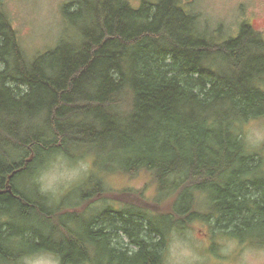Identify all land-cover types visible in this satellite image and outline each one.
Returning a JSON list of instances; mask_svg holds the SVG:
<instances>
[{
    "label": "trees",
    "instance_id": "16d2710c",
    "mask_svg": "<svg viewBox=\"0 0 264 264\" xmlns=\"http://www.w3.org/2000/svg\"><path fill=\"white\" fill-rule=\"evenodd\" d=\"M62 16L72 32L29 59L0 0V264L43 249L63 263L102 256L108 264H163L173 217H198L193 192L207 202L210 215L202 216L259 242L248 233L264 230L262 150L252 157L242 127L264 116L261 34L242 22L234 37H211L182 0H73ZM95 145L120 149L102 167L107 174L145 170L171 191L172 213L125 206L119 223L90 206V221L79 222L84 232L49 243L37 215L50 227L54 208L38 207L37 190L21 191L18 180L35 186L30 178L46 157L75 158L81 154L71 149ZM99 169L92 161L83 200L102 188L107 199ZM119 229L124 246L111 244Z\"/></svg>",
    "mask_w": 264,
    "mask_h": 264
},
{
    "label": "rangeland",
    "instance_id": "374dc122",
    "mask_svg": "<svg viewBox=\"0 0 264 264\" xmlns=\"http://www.w3.org/2000/svg\"><path fill=\"white\" fill-rule=\"evenodd\" d=\"M3 7L7 13L13 28L18 34L20 45L29 59L36 54L42 53L56 46L60 38L72 29L64 22L62 16L63 5L73 0H2ZM136 1V0H132ZM185 8L197 16V22L202 31L218 40H226L234 37L238 33L242 22L251 25L253 29L261 34L264 40V0H182ZM2 64H0V69ZM246 142L253 148L250 150L261 151L264 146V116L250 120L242 127ZM6 151L7 149H2ZM74 154H81L68 157L65 154L55 153L46 157L43 168L39 167L31 183H27V178L19 179L21 191L37 190L36 199L40 194H44L50 203L58 205L63 201L66 205H71L67 211L81 212L86 205L91 204L94 208L105 207L106 199H102V191L82 200H77L78 193H82L85 186L86 176L89 175L92 161L96 162L99 169V176L105 177L104 186L107 188L103 197L117 201L120 204L140 209L141 206L150 208L154 215H164L172 213V204L175 195L171 191L158 188L152 175L145 170L126 174L119 171L104 172L103 166L108 163L113 154L119 155L120 149H103L95 145L92 149H71ZM256 159L261 160V156L256 153ZM42 168V169H41ZM112 169H114L112 167ZM29 184V185H27ZM178 192L181 188L177 189ZM157 191V193H156ZM107 194V195H106ZM207 202L199 192H193L191 199L192 208L197 211L195 218L186 220L179 216L173 217L174 230L164 248L163 264H264V247L261 245L243 244L244 240L232 236L230 232L223 233V226L216 223L214 214L206 218ZM73 206V207H72ZM62 211H66L61 208ZM29 211V209H28ZM200 215V217H199ZM189 216V214H188ZM42 222L40 225L44 232L50 228L46 225V219L37 215ZM155 219V217H154ZM189 219V218H187ZM2 220V219H1ZM4 220V219H3ZM6 221V220H4ZM163 221V220H162ZM11 223L10 220L7 221ZM54 225L56 221L52 222ZM72 227L77 228V224L71 221ZM249 238L264 241V230H253L248 233ZM210 236V239L208 238ZM211 242L209 249L205 250V244ZM241 240V241H240ZM247 243V242H245ZM101 251V250H100ZM95 257L92 264H108L105 259ZM101 261V262H99ZM105 263H104V262ZM11 264H71L63 263L60 258L51 250L43 249L32 253L17 255ZM114 264H120L113 259ZM76 264H91L89 261Z\"/></svg>",
    "mask_w": 264,
    "mask_h": 264
},
{
    "label": "flooded vegetation",
    "instance_id": "af4514ba",
    "mask_svg": "<svg viewBox=\"0 0 264 264\" xmlns=\"http://www.w3.org/2000/svg\"><path fill=\"white\" fill-rule=\"evenodd\" d=\"M256 153V151L251 152L252 157L253 155ZM259 153V152H258ZM262 157L260 162H257L256 165L258 166V171H257V178L254 177V172H251V178L250 181H255L256 180H261V183H264V149H262ZM263 181V182H262ZM5 191L10 192V185L6 184V188L4 189ZM0 192H3L2 190H0ZM11 193V192H10ZM40 201L42 202L41 205H38V207L40 208H54V212H55V217H54V221H56L58 224L55 226L52 223V226H50V228L48 229L49 231L46 233L42 230V238L49 240V243L52 244H57L60 243L63 239L66 238H70L72 237V233H74L77 236V233L79 230V227L81 225H79V222H81L82 224H84V222L90 221V217L93 214V212L90 210V208L92 209V205H86V208H84L81 212H69L67 211L69 208H71V205H66L64 204L63 201H60L61 203H59L58 205H54L52 203H50L47 199L43 198V196L39 195L37 196ZM83 199L80 197V195L78 196L77 200L73 201V203H79L81 202ZM86 200V199H85ZM111 199L107 198L106 199V205L105 207H102L101 209V213L106 215V218H108L110 221H116L121 223L123 221V219H126L127 216L124 213V209H125V204H120L117 201H110ZM91 206V207H90ZM73 207V206H72ZM90 207V208H89ZM61 208H64L66 211H62ZM122 213V215L120 214ZM75 216L71 217V215ZM71 221H74L77 224V228L78 229H74L72 227ZM232 229H225L222 232H231ZM80 232H84L83 230ZM119 236L120 238L117 239L116 237L111 239V244L112 245H119L122 246L123 244H125L126 238H125V234L123 233V231L121 229H119ZM208 238L210 239V236H208ZM120 239L122 241V243L120 242ZM67 240V239H66ZM87 240V239H86ZM86 248H88V242L84 241L82 243ZM243 244H249V245H261L260 247H264V241H259L256 243H253L252 241H247V243H243ZM206 246L204 247L205 250H208L211 246V242L209 240V243L205 244ZM124 246V245H123ZM118 247V246H117ZM211 250V249H209ZM90 253L86 252V254H84L83 256H85L86 259H89ZM61 259V256H58ZM89 261V260H87Z\"/></svg>",
    "mask_w": 264,
    "mask_h": 264
}]
</instances>
